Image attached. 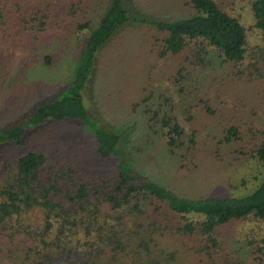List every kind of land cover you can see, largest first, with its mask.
<instances>
[{
    "label": "trees",
    "instance_id": "obj_1",
    "mask_svg": "<svg viewBox=\"0 0 264 264\" xmlns=\"http://www.w3.org/2000/svg\"><path fill=\"white\" fill-rule=\"evenodd\" d=\"M58 2H67L68 15L72 14L73 0H0V55L11 43L37 39L56 27L52 12ZM186 3L192 8L188 17L151 21L159 35L156 56H180L170 74L176 99L158 93L152 101L147 91L132 106L141 102L146 140L160 137L169 153L182 159L186 152L193 160V148L198 145L196 125L217 112L195 79L196 70L212 67L216 56L229 68L226 76L239 78L241 84L249 83L264 67V44L247 47L245 26L216 0ZM126 8L123 0H108L94 24L88 19L77 21L76 26L86 28L87 34L63 92L38 103L24 120L0 130V142L21 145L27 129L71 118L88 128L97 157L110 159L113 170L90 171L74 161L56 165L55 150L29 149L16 156L13 169L5 170L0 181V257L7 255L15 264H42L39 257L48 264H187L186 258L193 261L205 255L207 259L199 258L196 264H264V129L243 140V128L233 122L227 124L222 136L212 135L215 148H203L205 155L213 156L218 148L233 145L239 154L254 157L261 169L249 194L205 197L183 189L175 192L173 186L146 174L119 148L126 136L124 126L115 127L120 131L107 130L86 111L81 88L96 50L130 18ZM250 10L253 26L264 38V0H250ZM45 60L49 62L50 58ZM215 94L218 96V90ZM248 97H240L241 102ZM240 110L232 102L226 112L239 111V117L254 114L252 110ZM178 113L186 114L184 119L189 122L193 120L188 132L179 123ZM245 129L251 131L252 127L247 125ZM32 208L41 211V223L23 222V214ZM244 218L254 222L244 233L247 254L239 253L237 247H226L217 235L220 226Z\"/></svg>",
    "mask_w": 264,
    "mask_h": 264
},
{
    "label": "rangeland",
    "instance_id": "obj_2",
    "mask_svg": "<svg viewBox=\"0 0 264 264\" xmlns=\"http://www.w3.org/2000/svg\"><path fill=\"white\" fill-rule=\"evenodd\" d=\"M107 1L73 0L71 15H68V3L58 2L52 12V17L58 23L56 27L53 26V29L44 32L37 39L23 38L11 43L8 51L1 53L0 130L11 123L24 120L38 103L63 92L65 84L72 78L77 56L87 34L86 28L77 27L76 22L88 19L94 24ZM216 1L245 26L247 47L264 44L261 31L253 26L250 0ZM123 5L128 7L126 9L130 18L116 27L96 50L92 68L81 88L86 111L98 125L107 130L120 131L115 127L124 126L123 134L126 132V136L119 148L146 174L173 186V191L180 192L183 189L185 193L198 192L205 197L249 194L258 182L261 169L255 158L239 154L233 145L218 148L213 156L205 155L203 148L213 150L215 147L212 135L222 136L229 123H237L243 128L242 131L246 134L243 140L248 138L247 135L253 132L258 135L264 129V67L260 70L261 74L254 73L253 77H256L243 84L237 77L231 79V76H226L229 68L216 56L212 67L196 70L195 79L212 99L217 112L208 116L203 124L196 125L198 145L193 148H196V157L192 160L185 152L186 157L180 159L177 154L167 151L162 138L152 136L146 140L147 135L142 131L141 125L144 115L141 102L135 107L132 103L140 100L147 91L151 93L152 101L158 93L176 99L170 74L179 64L180 56L176 55L174 59L156 56V38L159 35L151 21L188 17L192 14V8L187 5L186 0H123ZM11 50L13 52L10 53ZM48 57L49 62L45 60ZM243 76L246 78L247 73L244 72ZM260 76L262 77L259 78ZM216 90L218 96L215 94ZM240 97L248 98L241 102ZM232 102L241 107V112L252 110L254 114L249 117H239V111L228 114L227 107ZM185 115L178 113L177 117L184 132H188L193 120H185ZM55 121L57 122L46 121L27 129L24 144L0 142V181L5 170L13 169L16 156L29 149L55 150L58 154L56 165L74 161L76 165L90 171L110 173L113 170L114 165L110 159L102 160L97 157L92 134L84 124L71 118ZM247 125L252 127L251 131L245 129ZM228 149L232 150L222 158ZM233 155L239 156V159ZM49 161L52 162V159ZM176 183L182 186L179 187ZM258 194L262 195V192ZM23 217L26 218L23 222L35 224L43 220L42 213L37 208L25 212ZM252 226L254 222L248 218L232 221L220 226L217 235L226 247H237L239 253L247 254L244 233H248ZM27 241L30 242L31 239ZM30 256L34 257V254ZM199 258L201 261L207 259L205 255H199L193 261L186 258L185 263L196 264ZM39 259L44 261L42 264H48L42 257ZM19 261L20 259L17 262ZM0 264L15 262L4 255L0 257Z\"/></svg>",
    "mask_w": 264,
    "mask_h": 264
}]
</instances>
